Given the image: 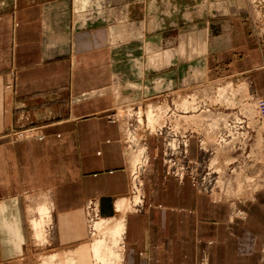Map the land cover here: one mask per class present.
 I'll return each instance as SVG.
<instances>
[{"label": "crops", "instance_id": "crops-1", "mask_svg": "<svg viewBox=\"0 0 264 264\" xmlns=\"http://www.w3.org/2000/svg\"><path fill=\"white\" fill-rule=\"evenodd\" d=\"M35 12L21 3L0 10V133L23 113L46 133L16 144L0 139V264H38L32 221L42 203L59 247L92 238L90 198L100 217L123 219L118 264H264V185L242 199L215 198L191 175L169 173L153 149L144 209L119 205L129 171L121 121L110 116L108 31L64 30L45 53Z\"/></svg>", "mask_w": 264, "mask_h": 264}, {"label": "rangeland", "instance_id": "rangeland-1", "mask_svg": "<svg viewBox=\"0 0 264 264\" xmlns=\"http://www.w3.org/2000/svg\"><path fill=\"white\" fill-rule=\"evenodd\" d=\"M19 3L35 7L45 53L50 44L56 50L64 30L99 25L108 31L115 71L110 88L116 96L110 116L125 125V207L144 209V174L153 149L169 173L181 179L191 175L215 198L234 201L263 187L264 0H0V10ZM149 102L158 107L155 122L146 117ZM45 134L44 123L23 113L0 139L16 144ZM207 171L211 180L205 183ZM94 200L85 206L89 236L101 218ZM47 214L41 235L33 227L34 257L38 264H58L70 255L46 256L59 247L53 216L50 212L46 219ZM119 232L107 231L113 250L120 251ZM40 254L45 255L41 262ZM72 257L74 264H96L83 252Z\"/></svg>", "mask_w": 264, "mask_h": 264}, {"label": "bare ground", "instance_id": "bare-ground-1", "mask_svg": "<svg viewBox=\"0 0 264 264\" xmlns=\"http://www.w3.org/2000/svg\"><path fill=\"white\" fill-rule=\"evenodd\" d=\"M153 103L149 102L148 105H146L147 107L145 106L144 109L146 111V114H147L146 117H148V120L153 119L154 121V119L158 117L157 112L155 113V111H158L157 109L158 107L156 108V104H153ZM160 114L161 112H159V115ZM189 117H190L189 119H191L192 121H195L197 119V118L193 119L191 116ZM186 120H188V118ZM124 126L125 125L122 123V127ZM131 159H133V154L131 156ZM137 163L134 164V160L133 161L130 160L131 166L133 165L135 166L137 165ZM138 200L139 198L136 201ZM119 205L126 206L127 198L123 197L122 199H120ZM123 210L125 209L123 208ZM47 212H48L47 206L45 205L40 206L39 217L33 219L32 221L33 227L35 228V230L36 229L38 230L37 232L38 235H41V231H42L41 229L43 227L44 217ZM123 225H124V222H123L122 217L120 218L101 217L100 219L94 220V222L92 223V229H93L92 239L84 241V242L83 241L78 242L76 244H73L67 247H59V248L56 247L54 249H51L49 253H46V256H50V258L53 259L55 257H58L57 255H60L63 253L69 254L70 256L64 257V259H62L58 264H74V259L72 257V254L83 252L84 258L94 261L96 264H118L121 259V254L119 250H113V246H111L109 243V237H108L107 231L112 230L114 228L115 232L117 231V234H118L120 233L119 231L122 230ZM44 256L45 255L43 254H40V256H38L40 257L39 262H41V260L45 258Z\"/></svg>", "mask_w": 264, "mask_h": 264}, {"label": "built area", "instance_id": "built-area-1", "mask_svg": "<svg viewBox=\"0 0 264 264\" xmlns=\"http://www.w3.org/2000/svg\"><path fill=\"white\" fill-rule=\"evenodd\" d=\"M263 120H264V118H263ZM227 135H229V133H228ZM185 155H186V154H184V156H185ZM189 163H190V162H189ZM209 175H210V171H207V173L203 175L202 182H205V183H206L208 180L210 181L211 178L209 177ZM210 176H211V175H210ZM207 185H209V182L207 183Z\"/></svg>", "mask_w": 264, "mask_h": 264}]
</instances>
